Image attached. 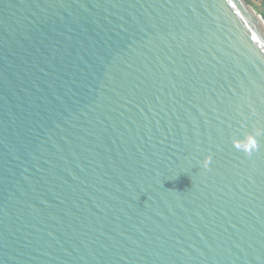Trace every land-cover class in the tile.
Listing matches in <instances>:
<instances>
[{
    "label": "water",
    "instance_id": "obj_1",
    "mask_svg": "<svg viewBox=\"0 0 264 264\" xmlns=\"http://www.w3.org/2000/svg\"><path fill=\"white\" fill-rule=\"evenodd\" d=\"M0 264H264V18L0 0Z\"/></svg>",
    "mask_w": 264,
    "mask_h": 264
},
{
    "label": "clouds",
    "instance_id": "obj_2",
    "mask_svg": "<svg viewBox=\"0 0 264 264\" xmlns=\"http://www.w3.org/2000/svg\"><path fill=\"white\" fill-rule=\"evenodd\" d=\"M260 134H261L260 132H257L254 135H249L246 141L238 144L237 147L243 151H249L251 149H254L256 147L255 135H260Z\"/></svg>",
    "mask_w": 264,
    "mask_h": 264
},
{
    "label": "rangeland",
    "instance_id": "obj_3",
    "mask_svg": "<svg viewBox=\"0 0 264 264\" xmlns=\"http://www.w3.org/2000/svg\"><path fill=\"white\" fill-rule=\"evenodd\" d=\"M256 13L264 18V0H251V3H249Z\"/></svg>",
    "mask_w": 264,
    "mask_h": 264
},
{
    "label": "trees",
    "instance_id": "obj_4",
    "mask_svg": "<svg viewBox=\"0 0 264 264\" xmlns=\"http://www.w3.org/2000/svg\"><path fill=\"white\" fill-rule=\"evenodd\" d=\"M248 3H251V0H246Z\"/></svg>",
    "mask_w": 264,
    "mask_h": 264
}]
</instances>
